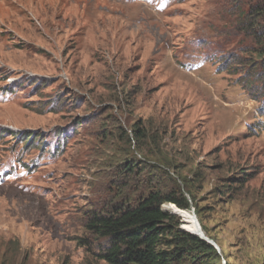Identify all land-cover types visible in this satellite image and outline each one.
Listing matches in <instances>:
<instances>
[{
  "label": "rangeland",
  "instance_id": "rangeland-1",
  "mask_svg": "<svg viewBox=\"0 0 264 264\" xmlns=\"http://www.w3.org/2000/svg\"><path fill=\"white\" fill-rule=\"evenodd\" d=\"M252 3L0 0V264H109L90 219L153 191L198 220L162 205L206 244L184 264H264Z\"/></svg>",
  "mask_w": 264,
  "mask_h": 264
},
{
  "label": "trees",
  "instance_id": "trees-1",
  "mask_svg": "<svg viewBox=\"0 0 264 264\" xmlns=\"http://www.w3.org/2000/svg\"><path fill=\"white\" fill-rule=\"evenodd\" d=\"M254 1L248 11L242 12L245 16L243 24L262 42L261 49H264V25L261 34L255 29L260 20L264 22V0ZM132 133L136 140L145 138L144 130L139 126L134 127ZM32 136L33 133L29 138ZM165 203H172L182 210L190 208L187 199L173 194L164 197L161 192L153 191L135 205H118L94 214L88 228L95 233L96 239L107 240L100 249L99 258L109 264H184L191 253L202 252L206 245L204 241L180 229V217L165 211L162 208Z\"/></svg>",
  "mask_w": 264,
  "mask_h": 264
},
{
  "label": "bare ground",
  "instance_id": "bare-ground-1",
  "mask_svg": "<svg viewBox=\"0 0 264 264\" xmlns=\"http://www.w3.org/2000/svg\"><path fill=\"white\" fill-rule=\"evenodd\" d=\"M32 197V196H31ZM32 198H35V199H38L37 201H35V202H33L32 200V202L30 201V203L29 204H31L32 206H33V209H34V211L36 212V213H38V211H39V209L40 208H37V207H39V206H41L42 205V202H41V199L42 198H38V197H32ZM173 208V207H172ZM173 210L176 212V213H179L181 216H183L184 218H185V220L187 221V222H189L190 224L189 225H191V226H189V230L191 231V232H194V233H196V232H199V234L201 233V231H200V226H199V224H198V220L196 219V217H195V215L191 212V211H189V210H179L178 208H173ZM225 239V238H224ZM222 240V239H221ZM210 242V241H209ZM218 242V241H217ZM217 242H215V241H213V242H210V243H212L211 245H212V248H214L215 250H217V252L218 253H220L221 254V252H223L222 251V248H221V246H220V244H218ZM223 243V242H222ZM223 245H224V243H223ZM226 246V245H225Z\"/></svg>",
  "mask_w": 264,
  "mask_h": 264
},
{
  "label": "water",
  "instance_id": "water-1",
  "mask_svg": "<svg viewBox=\"0 0 264 264\" xmlns=\"http://www.w3.org/2000/svg\"><path fill=\"white\" fill-rule=\"evenodd\" d=\"M178 208V207H177ZM178 209H180V208H178Z\"/></svg>",
  "mask_w": 264,
  "mask_h": 264
}]
</instances>
